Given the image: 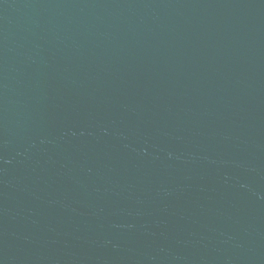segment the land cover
I'll return each instance as SVG.
<instances>
[{
	"label": "water",
	"instance_id": "water-1",
	"mask_svg": "<svg viewBox=\"0 0 264 264\" xmlns=\"http://www.w3.org/2000/svg\"><path fill=\"white\" fill-rule=\"evenodd\" d=\"M0 264H264V0H0Z\"/></svg>",
	"mask_w": 264,
	"mask_h": 264
}]
</instances>
